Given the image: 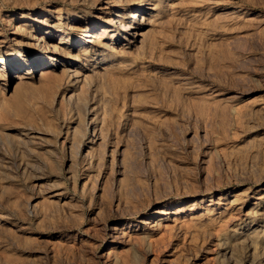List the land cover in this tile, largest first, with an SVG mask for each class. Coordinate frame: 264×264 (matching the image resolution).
I'll use <instances>...</instances> for the list:
<instances>
[{
	"label": "rangeland",
	"instance_id": "374dc122",
	"mask_svg": "<svg viewBox=\"0 0 264 264\" xmlns=\"http://www.w3.org/2000/svg\"><path fill=\"white\" fill-rule=\"evenodd\" d=\"M143 4L141 39L102 34ZM86 26L99 46L48 58ZM0 30L26 58L0 75V264H264V0H0Z\"/></svg>",
	"mask_w": 264,
	"mask_h": 264
},
{
	"label": "bare ground",
	"instance_id": "6f19581e",
	"mask_svg": "<svg viewBox=\"0 0 264 264\" xmlns=\"http://www.w3.org/2000/svg\"><path fill=\"white\" fill-rule=\"evenodd\" d=\"M148 4V3H147ZM147 4L146 5H142L139 7L138 11L136 12H131L128 19L129 22L128 24H118L116 25V23H121V18L119 13H114V12H110V15L113 18V23L111 24V26L114 28L113 30L111 29H103L101 32L102 34H111L113 33V38H112V41L115 43V44H123L125 42H128L131 38H135V39H141L143 37V17L146 13L147 10H150L149 8H147ZM146 6V7H145ZM116 8H119V7H116ZM42 10H44L42 8ZM108 10V9H107ZM137 10V9H136ZM154 10V9H153ZM121 11V10H120ZM108 15V14H107ZM106 15V16H107ZM120 18V20L118 21L116 18ZM72 22H74V24L77 26L78 24L81 23V19L80 17L76 16L72 19ZM126 22V21H125ZM73 24V23H72ZM74 25V26H75ZM125 25H128L127 28H125ZM59 26H61L60 24L57 25H52V26H48V28L52 29L55 32H59ZM56 28V29H55ZM61 28V27H60ZM96 27H81L80 29L78 28H73L72 30L76 33V36L78 37H81L82 35H84L87 39L84 40V43H80L79 40H75L73 42H70V40H64V39H61L60 41H58V45H56L55 47H52V51H49L48 54H51V55H54V59L51 58V57H48L50 60L54 61V62H58L60 56H64L62 54L64 48H66V46H68V48L72 49V50H77V49H85V48H93L94 46H99L97 45L96 41H97V34L94 33L93 34V31L95 30ZM124 31V33H120V31ZM99 33V32H98ZM12 34V33H11ZM8 32L6 30H0V43L3 42V39H5L7 36H8ZM36 35V34H35ZM51 36V35H50ZM53 36H55V34L53 35L52 34V37L51 38H54ZM108 36V35H107ZM30 40H34L35 39V36H32L30 35L28 37ZM34 38V39H33ZM55 40V39H54ZM64 40V41H63ZM100 40H102L100 38ZM143 40V39H142ZM107 43V42H106ZM53 45V44H52ZM88 45V46H87ZM101 46V44H100ZM50 47V46H49ZM85 47V48H84ZM87 48V49H88ZM68 50V49H67ZM92 51V49H91ZM44 52L43 51H38V55H35L32 53V59H36L37 61H41V63H43V60H41L42 58V54ZM16 55H18L19 57H21L22 59H24L23 57H25L23 54H21L18 50H14V51H11L9 54H6V55H0V75L7 69H9L7 66H4L6 65L11 59L15 58ZM65 57V56H64ZM68 58V57H67ZM16 59V58H15ZM23 61H26V58L23 60ZM80 63V61L78 59H74V63L72 62V64H69L68 65V69H70L69 67H72V68H75L78 64ZM44 64V63H43ZM41 66V65H40ZM44 66V65H43ZM67 66V65H66ZM62 67H64L62 65ZM79 67V66H78ZM80 68V67H79ZM76 69V68H75ZM84 71V70H83ZM32 73H26V74H16L14 76V81L16 82H23L27 79H29V77L27 75H31ZM229 196H232V195H229ZM228 196V198H229ZM232 198V197H231ZM225 203V202H224Z\"/></svg>",
	"mask_w": 264,
	"mask_h": 264
}]
</instances>
